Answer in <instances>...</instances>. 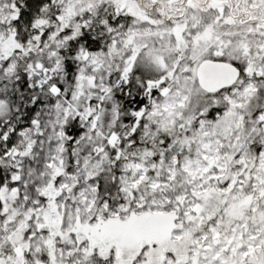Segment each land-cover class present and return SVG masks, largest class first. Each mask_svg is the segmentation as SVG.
I'll return each instance as SVG.
<instances>
[{
	"label": "snow or ice",
	"instance_id": "6c2138e0",
	"mask_svg": "<svg viewBox=\"0 0 264 264\" xmlns=\"http://www.w3.org/2000/svg\"><path fill=\"white\" fill-rule=\"evenodd\" d=\"M0 264H264V0H0Z\"/></svg>",
	"mask_w": 264,
	"mask_h": 264
}]
</instances>
